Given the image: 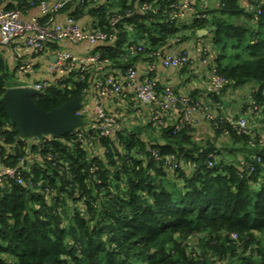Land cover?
Wrapping results in <instances>:
<instances>
[{"label":"trees","instance_id":"1","mask_svg":"<svg viewBox=\"0 0 264 264\" xmlns=\"http://www.w3.org/2000/svg\"><path fill=\"white\" fill-rule=\"evenodd\" d=\"M43 1L50 0H0V5L22 15ZM143 1L159 12H139ZM173 1L178 0H121L117 12L130 9L133 14L115 28L110 26L113 12L103 9L106 0L80 5L75 0L60 13L86 23L90 17L92 30L118 33L114 43L94 51L107 60L105 70H125L142 56L128 57L131 37L142 42L144 52L156 51L187 39L182 31L196 35L207 25L195 17L184 26L164 23L161 11ZM202 1L197 0L196 11L219 14L208 25L219 48L213 65L229 82L225 91L252 85L249 94L264 122V0H252L260 8L257 21L241 0H217L215 9L198 10ZM238 17L244 22L234 24L231 20ZM230 49L235 53L228 54ZM6 68L0 45V98L12 86L5 80ZM76 76L71 71L34 101L49 111L83 97L89 83ZM207 96L208 102H220L218 96ZM247 107L245 99L242 114ZM174 110L177 116L170 119L168 111L151 109L156 119L132 127L116 113L119 129L111 135H104L96 120L83 118L85 125L78 130L29 146L0 102V169L16 170L14 177L0 180V264H206L209 254L236 256L232 234L242 240L243 255L228 264H264V239L253 235L264 236L263 134H239L219 113L206 121L214 137H230L242 147L244 157L231 161L225 156L230 150L197 140L193 123L181 120L182 109ZM252 136L254 148L248 144ZM196 235V250L190 254L186 240Z\"/></svg>","mask_w":264,"mask_h":264},{"label":"built area","instance_id":"2","mask_svg":"<svg viewBox=\"0 0 264 264\" xmlns=\"http://www.w3.org/2000/svg\"><path fill=\"white\" fill-rule=\"evenodd\" d=\"M73 1L75 0L43 1L37 6L38 13L29 18H24L18 11L7 10L3 5H0V45L8 46L20 38L25 47L37 55L44 52L51 45L52 52L48 56L55 59L51 60L47 67L50 75L49 79L25 81L19 86H31L43 93L50 86H57L74 70L77 72L76 79L89 83V87L84 89L82 103L74 111V114L82 119L91 118L99 122L104 135H111L114 129H119L117 117L107 112L105 102L120 95L124 87L132 89L131 103L133 106L147 105L157 112L182 109L181 120L193 124L196 115H200L205 121L209 122L215 119L218 113L212 108L210 102L191 98L189 94H177L170 86H164L161 91H158V83L155 78H139L138 69L134 64L125 70H119L118 73L109 72L102 77L96 76V73L105 71L108 62L100 58V52L94 51L95 48L99 45L114 43L118 38V33L92 30V18L88 19L86 23L79 22L66 13L61 14V9ZM76 1L79 5L85 2V0ZM130 1L132 0H128L129 4ZM120 2V0H106L103 6L104 10L111 11L114 14L110 21L112 28H115L124 18L133 14L130 9H127L122 15L119 14L115 4ZM196 2L197 0L173 1L167 8L162 9V20L164 23H177L189 11H192L193 17L199 20H207L205 12L194 9ZM240 4L246 11L254 13L255 21L258 20L260 8H255L252 0H241ZM217 6H219V3H217ZM138 10L139 12L151 14L159 12V9L153 7L148 1H143ZM83 42L87 43L90 48V51L85 55H76L59 47L63 43L78 44ZM130 42L126 47L128 57H136L139 53H142V65L147 72L154 71L157 63L165 68H183L188 66L190 62V56L186 51L174 54H163L161 49L144 52L142 42H133L132 37ZM34 66L33 61H26L20 63L17 70L19 73L27 74L33 71ZM228 84V80L219 74L213 66L210 69L206 94L221 97ZM246 99H248V107L245 113L236 119L230 116L225 117L239 134L249 132L251 116L257 113L259 108L250 94L247 95ZM151 116V120L157 118L156 115ZM46 137L50 138V136ZM26 141L29 143L32 140L26 139ZM2 142L3 138L0 132V143ZM255 158V156L251 157L252 160ZM257 161H259V158H257ZM15 174L16 170L14 168L3 167L0 169V180L5 177H14ZM17 181L21 183L20 179ZM231 237L236 239L237 236L232 234Z\"/></svg>","mask_w":264,"mask_h":264},{"label":"crops","instance_id":"3","mask_svg":"<svg viewBox=\"0 0 264 264\" xmlns=\"http://www.w3.org/2000/svg\"><path fill=\"white\" fill-rule=\"evenodd\" d=\"M53 1V0H50ZM121 1V0H120ZM217 0H204L198 5V10L206 5L210 10L215 9L217 6ZM201 5V6H200ZM200 7V8H199ZM38 13L37 8L29 9L25 14H22L24 18H29ZM217 12H209L207 14V25L204 28L207 33L203 36L192 34L190 30L182 31L181 33L187 35V39L179 42H172L165 45L162 50L163 54H174L180 51L188 52L190 56V62L188 66L183 68H165L160 63L156 64L154 71L147 72L142 65V56L139 59L134 60V66L138 69L139 78L153 77L157 81L159 86H170L177 94H190L193 98L207 101L206 86L209 80L210 69L214 66L213 62L216 55L219 53L218 45L213 42L210 24L214 17L218 16ZM90 17H86V20ZM193 19L192 11L185 13L178 21L179 26L189 25ZM126 29L129 33H132L128 27ZM59 47L69 50L76 55H85L90 51L87 43L70 44L63 43ZM3 55L7 70L4 71L5 80L8 83H17L15 86L21 85L25 81H38L49 79V73L47 70L48 64L54 58H50L48 55L52 52L51 45L46 48L41 54H35L28 50L23 41L19 38L8 46H2ZM49 58V59H48ZM26 61H33L35 66L33 71L27 74L19 73L17 66ZM120 69L105 70L101 73H96V76L102 77L105 73H118ZM252 85L246 92H249ZM244 92V95H246ZM237 88L229 87L223 95L219 98L220 102H210L215 112L219 114H242V106L245 100L237 97ZM132 89L124 87L122 93L113 99L105 102L108 112L114 111L121 117L128 114L123 118L124 124L129 127L135 126L138 123L146 122L152 115L151 107L147 105L133 106L131 103ZM247 96V95H246ZM232 101L230 102V100ZM225 100H229L226 102ZM230 102V104H229ZM91 104V103H89ZM231 112V113H230ZM170 119H174L177 116L175 110L168 111L167 114ZM194 134L197 140H212L225 139L226 137H214L213 131L203 117L200 115L195 116V123L193 124ZM207 136V137H205Z\"/></svg>","mask_w":264,"mask_h":264},{"label":"water","instance_id":"4","mask_svg":"<svg viewBox=\"0 0 264 264\" xmlns=\"http://www.w3.org/2000/svg\"><path fill=\"white\" fill-rule=\"evenodd\" d=\"M206 33L205 29L197 30L198 36ZM39 94L40 92L31 86H13L8 87L0 98L10 122L16 127L18 136L32 140L29 141V146L36 139L46 136L59 139L85 125V121L74 114L83 97H74L46 111L34 101V97Z\"/></svg>","mask_w":264,"mask_h":264},{"label":"rangeland","instance_id":"5","mask_svg":"<svg viewBox=\"0 0 264 264\" xmlns=\"http://www.w3.org/2000/svg\"><path fill=\"white\" fill-rule=\"evenodd\" d=\"M244 20H245L244 18L242 19V18L238 17V18H233L231 21L234 24H241V23L244 22ZM235 51L236 50H234V49H230V50H227V53L228 54H232V53H235ZM9 84L15 86L17 83L14 82V83H9ZM248 88H249V84H246L244 86L237 87V93H238L237 94V97H239V99H241V100H245L246 97H247L246 95H248L249 92H250V91L249 92H246ZM244 92H246V95H244ZM225 101L228 102L229 100L228 101L225 100ZM231 101H232V99L230 100V102ZM230 102H229V104H230ZM107 112H108V110H107ZM114 112H115V110L114 111H110L108 113L111 114V115H115L116 113H114ZM258 114L260 115V112H258ZM258 114L256 113V114H253L251 116V120L249 122V124H250L249 125V128H250L249 131L250 132L254 131L255 133H258L259 132L260 134H263V136H264V122L263 121L261 122L260 119H262V116H259ZM126 115H127V118H128V114H125V115H123V117H121V120H123V118L126 117ZM222 115L225 116L226 114H222ZM241 115L242 114H240L238 117H240ZM227 116H230V117L233 118V117L236 116V114L231 113V114H228ZM258 125L259 126L261 125V127H259ZM151 130L153 132H155L153 129H149V132L148 133H150ZM205 137H207V136H205ZM252 138H253L252 140H249L248 141V144L250 145L249 147L254 148V146H255L254 141L256 140V137L252 136ZM204 141H206V139ZM262 142H264V139L262 140ZM214 145L217 148H219V149H221V147L222 148L223 147H226V149L228 151L230 150L229 152H226L225 156L229 160H231V161L233 160V161L236 162V158L237 157H239V158L240 157H244V154H243L242 150H240L242 147L232 144V139L230 137H227L225 139H215ZM227 153H229V154L227 155ZM241 160H243V159L241 158ZM242 162L244 163V160ZM253 235L257 239H260V240H263L264 239V236L261 235V234H259V233H253ZM198 237L199 236L196 235V236H192V237H190V238H188L186 240V244H187V247H188L187 248V252L188 253H190V254H192L193 252L195 253V250H196L195 248H196L197 238ZM234 244L237 245L236 246V251H237L236 252V256H234L232 258L228 256L226 259H221V258L217 257L216 255L209 254V256L206 259V264H228V261L231 260V262H232V261L236 260L239 256H242L243 255V254H241L242 253L241 252V249L243 247L242 240L239 239V237H237V239H234ZM193 247H194V249H193ZM196 255H197V252H196Z\"/></svg>","mask_w":264,"mask_h":264}]
</instances>
